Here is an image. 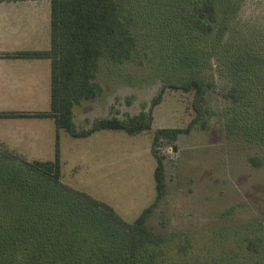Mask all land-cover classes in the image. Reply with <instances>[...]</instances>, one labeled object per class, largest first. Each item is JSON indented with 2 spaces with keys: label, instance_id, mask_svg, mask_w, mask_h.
<instances>
[{
  "label": "trees",
  "instance_id": "1",
  "mask_svg": "<svg viewBox=\"0 0 264 264\" xmlns=\"http://www.w3.org/2000/svg\"><path fill=\"white\" fill-rule=\"evenodd\" d=\"M50 9V47L5 55L50 59L51 103L47 110L0 111V118H51L57 133L53 159L28 160L0 145V264H174L167 249L168 233L148 224L166 189V155L161 147L175 146L180 135L193 128L207 130L216 114L209 94L218 90L214 69L201 67L187 46L216 35V58L231 62L233 78L221 95L242 107L228 118L227 134L241 133L258 143H264V63L250 49L234 56L222 52L238 31L227 18L220 21L215 0H50ZM139 34L156 47L164 74V86L151 108L126 119L102 117L89 127H78L74 106L102 90L96 80L101 60H135L140 55ZM168 86L192 93L193 117L186 127L154 130L150 148L156 159V196L129 221L111 203L65 181L60 131L74 137H88L101 129L130 135L149 131L153 108ZM248 162L258 168L264 166V157L250 154ZM261 226L260 233L246 238L247 249L256 255L264 244Z\"/></svg>",
  "mask_w": 264,
  "mask_h": 264
},
{
  "label": "rangeland",
  "instance_id": "2",
  "mask_svg": "<svg viewBox=\"0 0 264 264\" xmlns=\"http://www.w3.org/2000/svg\"><path fill=\"white\" fill-rule=\"evenodd\" d=\"M215 1L220 21L227 18L238 31L222 52L234 56L250 49L259 56L258 62L264 63V0ZM139 37L140 55L135 60H101L96 80L102 90L74 106L78 127H89L102 117L126 119L151 108L153 98L164 86V74L159 70L156 47L145 43L143 35ZM215 37L187 46V51H195L201 67L214 69L219 91L209 94V102L216 114L207 130L193 128L182 133L175 146L161 147L166 155V189L148 224L168 233L167 249L174 264H251L258 259L264 264V244L259 255L246 246L247 237L260 233L261 222L264 228V166L256 168L248 162L250 154L264 157V150H260L264 143L244 138L241 133L227 134L228 118L242 107L221 95L220 90L225 91L233 78L231 62L216 58ZM192 97V93L168 86L153 108V128L140 134L101 129L88 137H74L62 131L65 181L106 200L125 219L134 220L156 196V159L150 148L153 132L159 127H186L193 117ZM14 120L28 128L33 125L42 134L37 157H55V139L51 140L39 125L51 119ZM182 245L187 247L182 249Z\"/></svg>",
  "mask_w": 264,
  "mask_h": 264
},
{
  "label": "crops",
  "instance_id": "3",
  "mask_svg": "<svg viewBox=\"0 0 264 264\" xmlns=\"http://www.w3.org/2000/svg\"><path fill=\"white\" fill-rule=\"evenodd\" d=\"M50 14V1L48 3L47 0L0 2V111H36L50 108V59L5 56L18 50L49 48ZM14 119L19 118H0V145L17 151L28 160H48L36 156L40 151L42 134L33 125L28 128L25 123H16ZM47 119L51 118H40ZM51 120L41 121L39 125L46 130L47 136L50 134L51 140L55 139L56 153L57 131L53 119Z\"/></svg>",
  "mask_w": 264,
  "mask_h": 264
}]
</instances>
